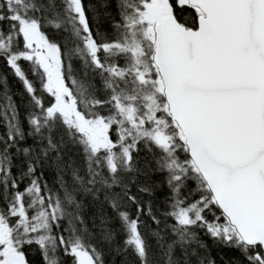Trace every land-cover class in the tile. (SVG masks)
Wrapping results in <instances>:
<instances>
[{
	"label": "snow or ice",
	"instance_id": "6c2138e0",
	"mask_svg": "<svg viewBox=\"0 0 264 264\" xmlns=\"http://www.w3.org/2000/svg\"><path fill=\"white\" fill-rule=\"evenodd\" d=\"M0 264H264V0H0Z\"/></svg>",
	"mask_w": 264,
	"mask_h": 264
}]
</instances>
